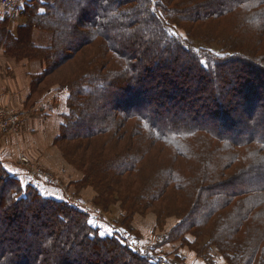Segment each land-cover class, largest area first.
Listing matches in <instances>:
<instances>
[{"label":"trees","instance_id":"1","mask_svg":"<svg viewBox=\"0 0 264 264\" xmlns=\"http://www.w3.org/2000/svg\"><path fill=\"white\" fill-rule=\"evenodd\" d=\"M23 1L11 30L0 9V45L41 63L26 109L65 94L53 142L82 174L78 187L93 188L105 212L118 206L121 228L149 214L155 231L172 223L155 249L264 264V0ZM35 29L51 34L48 45L34 42ZM7 160L0 264L186 262L103 233Z\"/></svg>","mask_w":264,"mask_h":264},{"label":"rangeland","instance_id":"2","mask_svg":"<svg viewBox=\"0 0 264 264\" xmlns=\"http://www.w3.org/2000/svg\"><path fill=\"white\" fill-rule=\"evenodd\" d=\"M19 20L20 19H18V22ZM18 24L17 19H15L12 24L10 23L7 29L11 30L13 29V27H17ZM50 38L51 34L49 32L40 31L38 29L34 30L33 40L35 43L45 46L49 44ZM4 57H6L7 59H11L14 64H17L18 62V66L23 65V62L17 61L16 59L11 58L9 56H4L3 46L0 45V63ZM6 67L8 68L7 65ZM30 77L28 76L20 79V82L22 84L20 89L14 86L16 89L18 88V93L15 92V94L11 90H9L6 92V94L2 95L4 101L2 104H0V106L10 107L11 109L22 112L24 115H22L23 118L20 130L17 134H7L0 131V144L2 146V148L0 147V158L8 159L7 161L13 160L16 163L18 162L17 164L22 167L20 160L21 157L25 155L31 160L32 165L35 166L37 169L51 174L56 179V182L60 184V186L65 187L66 185H68L69 192L75 198V202L73 201V203L88 211L92 216L93 224L95 226L98 225L97 227L100 226L99 228L102 230L103 233L112 235L114 229H117L125 238L129 239L132 246L136 249L144 250L145 252L149 253H159L160 256L165 258L167 257L168 259H173L175 256L179 255L181 258L186 259V264H205L204 261L200 259V257H197V255L191 254L187 250L179 248V244L168 245L166 247H163V249H155L154 247L157 246L156 244L162 240L164 233L167 232L173 224L170 223L166 227L165 232L155 231V216L153 214H149L146 218L139 217L138 220H136L131 225L130 230L119 227L121 221L119 207L113 206L109 212H105L103 207L94 204L93 200L96 196V192L93 188L78 187L77 181L82 176L79 171L72 168L65 161L64 167H66L67 171H64V167H61L56 164L54 156L51 154V151H55V153H57L62 158V160L64 157L58 147H56L52 141L46 139L47 130L55 131V127L53 126L52 129L51 126L46 125L47 119L43 118L44 116H46V114L41 111L45 109L46 105L51 106V104H54L46 103L47 98L52 99V97H54L56 99V96L55 94H49L46 98L40 99L36 106L30 107V110L26 109L25 101L29 94L27 93V91L29 90L31 83ZM8 81L15 82L17 80L6 78L2 80L3 84L0 83V87H5L6 85H8ZM59 97L61 105H63V103L65 105V94H60ZM15 99H18V101L16 102ZM64 105L63 110H60L61 114L56 111L54 115H62L64 112H66V106ZM37 117L41 118H38L35 124L33 120ZM62 121L63 120H61V123ZM58 130L59 127H57V131ZM22 168L23 177L28 180L31 184L41 182V184L54 186V188L57 189L59 193H64V190L60 186L49 184L45 180L34 181V177L31 175V173H25V168ZM33 181L34 183H32ZM133 231L134 233H132ZM211 254L214 255L212 251ZM185 263L182 262L181 264Z\"/></svg>","mask_w":264,"mask_h":264},{"label":"crops","instance_id":"3","mask_svg":"<svg viewBox=\"0 0 264 264\" xmlns=\"http://www.w3.org/2000/svg\"><path fill=\"white\" fill-rule=\"evenodd\" d=\"M17 64H18V62H17ZM17 64H14L11 59H7L6 57H4L3 60L1 61V63H0V78H3V79H0L1 80L0 83H2V80L6 79V78L7 79H16L17 81H15V82L8 81V83H7L8 85H6L5 87L1 86L0 87V95L6 94V92L9 90H11L13 93L17 92L18 88L20 89L22 86V84L20 82L21 78H25L28 76L30 77L32 74L39 73L42 69L41 63L36 62V61H34V62L24 61L22 63L23 65H21V66H18ZM6 65L8 66V68L6 67ZM14 86L18 87V88L16 89ZM27 93H29V90L27 91ZM62 93L63 92H61L59 90L58 91L54 90L52 95L55 94L56 99L54 97H52V99L47 98V101H46V103H54V104H51V106L46 105L45 109L41 110L44 114H46V116L43 117L44 119H47L46 125L51 126L52 129H53V126L55 127V131H48L47 130V133H46V139H48L49 141H52V142L54 141V138L57 135V132H58L57 127H59V125L61 124V120L63 119L62 115H58V114L54 115V113L56 111L61 114L60 110H63L64 103H63V105H61V102L59 99L60 98L59 95ZM25 94H26V91H25ZM3 101H4V99L0 100V104H2ZM15 101L17 102L18 99H15ZM64 106H66V103ZM38 118H41V117H37L33 120L35 122V124H36V121ZM0 143H1V141H0ZM53 144H54V142H53ZM0 147L2 148L1 144H0ZM51 154L54 156L56 164H58L61 167L65 166L64 165V161H65L64 158L62 160V158L57 153H55V151H51ZM64 171H67L66 167H64ZM67 187H68V185H67Z\"/></svg>","mask_w":264,"mask_h":264},{"label":"built area","instance_id":"4","mask_svg":"<svg viewBox=\"0 0 264 264\" xmlns=\"http://www.w3.org/2000/svg\"><path fill=\"white\" fill-rule=\"evenodd\" d=\"M23 0H0V9L2 12L9 14L10 22H13L22 10ZM24 115L22 112L11 109L10 107H0V131L7 134H17L20 130L22 118ZM21 165L25 168V173H31L35 180H45L49 184L60 186L56 179L49 173L40 171L32 165L31 160L23 155L21 157ZM34 181L32 183H34ZM64 190L66 198L75 202V198L71 195L67 185L65 187L60 186Z\"/></svg>","mask_w":264,"mask_h":264}]
</instances>
